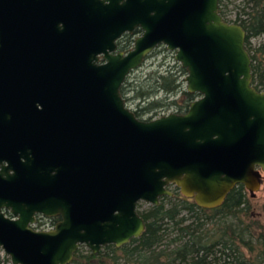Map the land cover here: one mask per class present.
Returning a JSON list of instances; mask_svg holds the SVG:
<instances>
[{
    "label": "water",
    "instance_id": "95a60500",
    "mask_svg": "<svg viewBox=\"0 0 264 264\" xmlns=\"http://www.w3.org/2000/svg\"><path fill=\"white\" fill-rule=\"evenodd\" d=\"M219 3L0 0V247L11 264L120 247L146 228L138 202L159 205L170 185L204 208L238 184L260 187L264 90L244 28ZM160 44L198 96L184 113L140 119L121 87ZM36 214L60 220L37 230Z\"/></svg>",
    "mask_w": 264,
    "mask_h": 264
},
{
    "label": "trees",
    "instance_id": "16d2710c",
    "mask_svg": "<svg viewBox=\"0 0 264 264\" xmlns=\"http://www.w3.org/2000/svg\"><path fill=\"white\" fill-rule=\"evenodd\" d=\"M219 4L224 17L220 9L222 0ZM235 14L236 18L231 21L241 24L246 32L252 84L256 89L264 90V41L256 46L251 43L252 38L264 35V0H246ZM180 70L186 74L181 66ZM127 93L132 94V100H137L134 113L140 119H151L160 111L184 113L198 96L185 89L174 66L149 71L143 80L129 82L126 79L121 94L129 105ZM160 93L164 95L162 98L157 97ZM178 94L179 98L167 100ZM165 200L169 204L166 205ZM172 200L173 196H164L159 205L139 211L146 224L141 236L120 247L108 244L97 253L81 245L69 264H264V237L259 250L253 245V238H256L251 233L245 237L247 232L240 228L241 213L247 208L243 185H236L223 203L214 208L200 207L189 199H183L181 203ZM183 211L189 215H183ZM207 211L212 214L207 215ZM233 218L238 220L236 224L231 221ZM213 219L230 222L223 225L221 231L210 234L204 225ZM241 246L249 250V257Z\"/></svg>",
    "mask_w": 264,
    "mask_h": 264
},
{
    "label": "rangeland",
    "instance_id": "374dc122",
    "mask_svg": "<svg viewBox=\"0 0 264 264\" xmlns=\"http://www.w3.org/2000/svg\"><path fill=\"white\" fill-rule=\"evenodd\" d=\"M246 0H222L221 4V11L224 13V17L231 21L236 18V14L243 5H245ZM264 41V35H260L251 39V43L253 46L258 45L259 43ZM168 66H174V70L177 71L179 75L180 81H182V85L185 87L184 76L185 74L182 73L180 70V64L173 59V53L168 51L166 47L163 45L159 48L157 53L145 58L144 62L140 67L131 71L129 76L127 77L128 81H135V80H143L147 73L152 70L156 69H165ZM131 93H127L126 96L129 97L128 99V106L135 110L134 107L136 105L137 100H132ZM164 95L160 93L157 97L162 98ZM179 98V94L176 96H171L167 100ZM163 111L156 113V115L162 114ZM263 174V173H262ZM169 189L175 193L173 196L172 202L181 203L183 199H189V201H193L192 198L184 196L180 190L174 186L170 185ZM246 199H247V208L245 211L241 213L240 219V228L245 230L246 235L248 236L251 233L256 240L253 238V245L259 250L262 248L261 245V238L264 237V177L262 179V183L260 187L254 192L250 193L247 189H245ZM166 205L169 204L167 200H165ZM151 206L150 203L140 201L137 204L138 211H144ZM207 215L212 214V212L207 211ZM183 215L188 216L189 213L186 211L182 212ZM204 216V215H203ZM230 219V218H229ZM233 223H237L238 220L234 219ZM230 221L219 222V220H207L205 222L204 227L206 228L205 231L208 233H212L214 231H221L223 225H227ZM38 224V223H37ZM84 248H86L84 246ZM241 250L247 257L251 254L249 250L245 246H241ZM219 254V253H217ZM231 259V257H230ZM0 264H11L10 258L4 253L2 248L0 247ZM232 264V262L230 263Z\"/></svg>",
    "mask_w": 264,
    "mask_h": 264
},
{
    "label": "flooded vegetation",
    "instance_id": "af4514ba",
    "mask_svg": "<svg viewBox=\"0 0 264 264\" xmlns=\"http://www.w3.org/2000/svg\"><path fill=\"white\" fill-rule=\"evenodd\" d=\"M142 33V30L137 26L135 27L132 32H124L120 35V37L116 40V45H117V51H123V52H126L128 51L135 39L137 36H139L140 34ZM163 46V45H157L152 51L151 53H149L147 57L153 55L154 53H157L159 51V48ZM17 78H21L20 77H17ZM16 81L18 82V84H21V81L23 82V79L20 80V79H16ZM15 81V82H16ZM19 87V86H18ZM19 105V102L17 101L16 103H14L12 109H14V107H17ZM174 196V192H173V195ZM60 220V216L56 215V216H52V217H47V216H44L42 214H36L35 215V223L37 224V227H40V226H45V225H49L51 226L52 228L55 226V224ZM34 223V224H35Z\"/></svg>",
    "mask_w": 264,
    "mask_h": 264
},
{
    "label": "built area",
    "instance_id": "2783aa9c",
    "mask_svg": "<svg viewBox=\"0 0 264 264\" xmlns=\"http://www.w3.org/2000/svg\"><path fill=\"white\" fill-rule=\"evenodd\" d=\"M169 112H172V111L169 110V111H166V112H162V114L156 115V116H154V117H158V116H160V115H165V114H167V113H169ZM154 117H153V118H154ZM33 228H35V229H37V230H48V229H51L52 227L49 226V225H45V226L37 227V224L35 223V224H33Z\"/></svg>",
    "mask_w": 264,
    "mask_h": 264
}]
</instances>
